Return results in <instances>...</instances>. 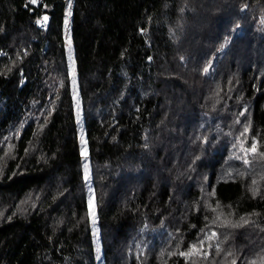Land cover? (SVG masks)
<instances>
[{"label": "trees", "instance_id": "16d2710c", "mask_svg": "<svg viewBox=\"0 0 264 264\" xmlns=\"http://www.w3.org/2000/svg\"><path fill=\"white\" fill-rule=\"evenodd\" d=\"M7 137L0 264H97L91 193L104 264H248L264 251V0H0ZM193 245L208 256L180 254Z\"/></svg>", "mask_w": 264, "mask_h": 264}, {"label": "rangeland", "instance_id": "374dc122", "mask_svg": "<svg viewBox=\"0 0 264 264\" xmlns=\"http://www.w3.org/2000/svg\"><path fill=\"white\" fill-rule=\"evenodd\" d=\"M70 16L69 15V11L67 12V20H68V25L67 27L69 26V22H70ZM66 32H68L66 30ZM84 138V136H83ZM1 150H4V157H3V162L9 158L13 153H14V145H13V142H12V139H9L8 137L3 141V143H1ZM250 154V158H252L253 156H255L256 154H253L251 152H249ZM88 165V164H87ZM89 167V166H88ZM264 174L261 176L263 177ZM90 194V193H89ZM32 200V201H31ZM34 199H23L21 201V203L15 207V211H21L23 214L25 212H28V209L29 208H32V202H33ZM90 202H91V206H90ZM89 211H88V216H89V219H90V222L92 224V228H93V234L95 236V248H96V251H97V248H99V251H97V264H104V261L102 259V247H101V240H100V228H99V225H98V220H97V208H96V200H95V195H93L92 193L90 194L89 196ZM3 208V210L0 209V221L2 220V215L5 213L6 210L9 209L10 206H6V204H0V208ZM14 211V210H13ZM201 253H200V256H203V252H205V250H207V255L208 256V248L207 249H204V248H201ZM261 258H264V251L257 254L256 256H254L252 258V260L248 263V264H252L253 261L256 262V264H260V261H261ZM196 264H200L199 261L196 263ZM218 264H232V261H223V262H220Z\"/></svg>", "mask_w": 264, "mask_h": 264}, {"label": "snow or ice", "instance_id": "6c2138e0", "mask_svg": "<svg viewBox=\"0 0 264 264\" xmlns=\"http://www.w3.org/2000/svg\"><path fill=\"white\" fill-rule=\"evenodd\" d=\"M29 2L35 4V3H37V0H29ZM70 7H71V5H69V8H70ZM69 15H71L70 12H69ZM43 19H44L45 21H47L48 17L45 16ZM67 25H68V20L66 19V20H65V27H66V28H67ZM70 45H71V41L69 40V46H70ZM204 71L207 72L208 69L205 68ZM245 131H246V132L248 131V128H247V127L245 128ZM246 151L251 152V153H253V154H256V153H257V147H256V144L254 143V144H253L249 149H247ZM258 154H259L261 157H264V153H258ZM82 155H85V153H84L83 150H82ZM245 163H248V161H245ZM84 169H85V177H84V178H85V180H88V165H87V163H85V165H84ZM253 183H255V181H253ZM253 194H254V195L256 194V190H253ZM90 206H91V202H90ZM241 220H242L245 224L249 222V221L245 220L243 217H241ZM233 226H234V227H237V226H240V225H233ZM216 236H217V233L213 232V233H211L210 236H208V239L211 240V239H213V238L216 237ZM200 243L203 244L204 241H201ZM217 250H219V249H217ZM97 251H99V248H97ZM201 251H202V250H201L200 248H198L197 245H193V246H192V251H190V252H184V253H180V254H181V255H184V256H189V255L193 254L194 252H201ZM203 255L206 256V255H207V252H203ZM229 255H231V253H229ZM232 264H236V261L233 260V261H232ZM252 264H256V262L253 261ZM260 264H264V258H261Z\"/></svg>", "mask_w": 264, "mask_h": 264}, {"label": "built area", "instance_id": "2783aa9c", "mask_svg": "<svg viewBox=\"0 0 264 264\" xmlns=\"http://www.w3.org/2000/svg\"><path fill=\"white\" fill-rule=\"evenodd\" d=\"M63 1H64V2H69L70 0H63ZM45 16L48 17L47 21H45V20L43 19ZM39 24H40V27H41V29H42L43 31L48 30V27H49V25H50V18H49V16H48V15H43V16L39 19Z\"/></svg>", "mask_w": 264, "mask_h": 264}]
</instances>
